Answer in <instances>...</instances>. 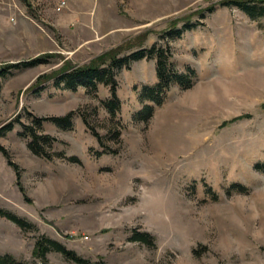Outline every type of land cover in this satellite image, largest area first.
Returning a JSON list of instances; mask_svg holds the SVG:
<instances>
[{
	"label": "rangeland",
	"instance_id": "374dc122",
	"mask_svg": "<svg viewBox=\"0 0 264 264\" xmlns=\"http://www.w3.org/2000/svg\"><path fill=\"white\" fill-rule=\"evenodd\" d=\"M64 1L0 0V68L51 54L0 78V211L27 224L0 216V255L30 262L43 238L81 264H264V5L250 18L223 0H75L72 20ZM184 20L193 28L164 34ZM138 37L194 73L146 121L134 116L150 104L138 93L156 81L153 59L115 72L113 117L102 85L35 86ZM69 113L67 128L32 122ZM23 127L53 139L38 141L45 157ZM45 264L75 263L50 249Z\"/></svg>",
	"mask_w": 264,
	"mask_h": 264
},
{
	"label": "trees",
	"instance_id": "16d2710c",
	"mask_svg": "<svg viewBox=\"0 0 264 264\" xmlns=\"http://www.w3.org/2000/svg\"><path fill=\"white\" fill-rule=\"evenodd\" d=\"M218 5L236 7L246 16L253 18L254 9L264 5V0H223L219 2ZM211 9L212 8H210L209 11H211ZM183 22L184 24L179 29L175 28L176 22H172L164 34L179 37L183 31L193 28V25L189 24L188 20H184ZM143 41L144 38L140 39L138 37L132 41L125 42L123 45L109 50L79 67H69L66 62H63V67L57 71L49 75L38 76L35 86H40L52 80L54 83H58V81L62 82L63 86L70 90H75L76 87L80 86L92 92L95 91L97 85H102L108 88V99L102 101L101 106L113 117L120 108V102L115 93V72L122 67L127 69L129 64L133 61L153 59L156 81L152 86H142L138 93V99L140 101H146L150 104L143 105L134 116L135 120L146 121L152 113V106H159L163 102L169 87L176 85L180 89L188 88L194 73L193 70L188 67H185L183 71H177L171 62V53L167 46L156 47L155 45H151L148 49H144L142 48ZM49 57H51V54H43L27 61L5 64L0 68V78H3L10 70H18L45 63ZM262 108H264V105H262ZM71 115L72 113H69L64 118H33L32 122L36 126H39L42 122H52L62 128H67L69 127L68 121ZM9 129H11L10 124L1 130L6 131ZM23 129L24 134H26L25 136L28 138L26 144L28 150L35 156L45 157L46 155L41 149L38 141L40 140L42 145L50 146L53 139L46 135L36 136L29 127H23ZM0 216L9 220L19 228L23 229L27 226L24 221L8 212L0 211ZM137 236L135 240L144 243L147 242L149 238L146 233ZM50 249L55 250L64 258L75 264H81L83 262L73 251L66 250L56 242L40 238L37 239L33 245L31 252L32 261L21 262L5 254L0 255V264H45V254Z\"/></svg>",
	"mask_w": 264,
	"mask_h": 264
},
{
	"label": "crops",
	"instance_id": "0c3cea01",
	"mask_svg": "<svg viewBox=\"0 0 264 264\" xmlns=\"http://www.w3.org/2000/svg\"><path fill=\"white\" fill-rule=\"evenodd\" d=\"M83 4H86V5H88V7L89 6H91V0H83ZM71 7H72V13H68L67 14V17H69L70 19H72L73 20V18H74V16H75V11L73 10V9H75L74 7L75 6H79V3L78 2H76L75 0H71ZM59 25H60V23H59Z\"/></svg>",
	"mask_w": 264,
	"mask_h": 264
},
{
	"label": "built area",
	"instance_id": "2783aa9c",
	"mask_svg": "<svg viewBox=\"0 0 264 264\" xmlns=\"http://www.w3.org/2000/svg\"><path fill=\"white\" fill-rule=\"evenodd\" d=\"M66 4L64 0H58L56 6H55V11L59 12L61 11L63 8H65Z\"/></svg>",
	"mask_w": 264,
	"mask_h": 264
}]
</instances>
